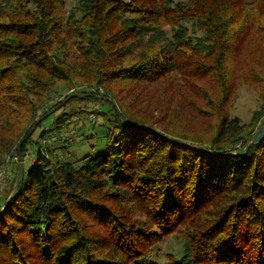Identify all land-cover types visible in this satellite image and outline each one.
Masks as SVG:
<instances>
[{
  "label": "trees",
  "instance_id": "trees-1",
  "mask_svg": "<svg viewBox=\"0 0 264 264\" xmlns=\"http://www.w3.org/2000/svg\"><path fill=\"white\" fill-rule=\"evenodd\" d=\"M243 86L248 124L231 117ZM90 104L107 149L77 167L63 133ZM262 126L264 0H0V164L35 151L0 264H264V139L231 155Z\"/></svg>",
  "mask_w": 264,
  "mask_h": 264
},
{
  "label": "rangeland",
  "instance_id": "rangeland-1",
  "mask_svg": "<svg viewBox=\"0 0 264 264\" xmlns=\"http://www.w3.org/2000/svg\"><path fill=\"white\" fill-rule=\"evenodd\" d=\"M65 8L67 11L72 9L77 0H64ZM131 1V0H126ZM177 2L183 0H175ZM81 104L74 103L73 106H70L68 110L76 108ZM94 105V103H92ZM260 98L258 96V91L253 87L243 86L238 92V100L235 102L234 106L231 109V117H237L241 120L243 124H248L251 122L253 114L258 110L260 106ZM93 107L89 105H80V109L85 112L84 115H78L70 121V125L64 129V131L74 130L77 134L67 152L65 153V160L74 163L77 167L82 165V159L88 155H104L107 149L106 145V132L107 127L102 124L101 120H97V114L92 110ZM90 108V109H89ZM101 108L98 107L97 111ZM88 110V111H87ZM81 111V112H82ZM56 115H52L47 118L41 125V127L36 131L35 137L37 138L44 130H49L54 127ZM50 134V133H49ZM48 140V139H47ZM53 143V142H52ZM62 142L53 143L54 145H62ZM35 151L30 150L29 154L24 159V166L28 170L32 166V160L34 159ZM13 163L10 164V172H13L18 163V158L12 159ZM12 178V175L10 179ZM10 184V183H9ZM176 244L173 239L167 240L162 245L163 251H169L170 248Z\"/></svg>",
  "mask_w": 264,
  "mask_h": 264
},
{
  "label": "water",
  "instance_id": "water-1",
  "mask_svg": "<svg viewBox=\"0 0 264 264\" xmlns=\"http://www.w3.org/2000/svg\"><path fill=\"white\" fill-rule=\"evenodd\" d=\"M74 97H78V98H81L82 95H78V94H73L71 95L69 98H67L66 100H64L59 106H57L56 108L52 109L50 112L46 113L45 115H43L41 118H39L36 123L34 124L33 128L29 131L28 135L26 136V138L24 139V141H26L30 136L31 134L33 133L34 129L41 123V121L45 120L46 118H48L49 116H51L52 114H54L57 110H59L63 105H65L71 98H74ZM104 101H111L110 99L108 98H102ZM114 107L116 108V111H117V114H118V117L120 119V121L125 124V119L119 109V107L117 106V104L113 103ZM264 139V126H262L256 133L255 135L253 136L251 142L249 143L248 146H246L243 150L241 151H238L236 153H233L231 155H234V156H239V157H242V156H245L248 154L249 152V149L253 146V145H256V144H259L262 140ZM22 141L20 143V145L18 146V149H17V153H18V158H19V168H18V171L16 173V178H15V182H14V185H13V188L11 190V193L10 195L8 196L4 206L2 207V209L0 210V215L2 213H4L7 209V207L9 206V204L11 203V201L17 196L18 194V191H19V188H20V185L24 179V171H25V166H24V158L22 156V144L23 142ZM182 144L183 146L185 147H191L190 145L188 144H183V143H180Z\"/></svg>",
  "mask_w": 264,
  "mask_h": 264
},
{
  "label": "built area",
  "instance_id": "built-area-1",
  "mask_svg": "<svg viewBox=\"0 0 264 264\" xmlns=\"http://www.w3.org/2000/svg\"><path fill=\"white\" fill-rule=\"evenodd\" d=\"M74 91V89L71 90V92ZM63 137L65 140L72 143L77 137V134L74 130H68L63 133ZM10 163L11 158L8 157L2 164H0V197L3 189L7 186L10 180Z\"/></svg>",
  "mask_w": 264,
  "mask_h": 264
}]
</instances>
